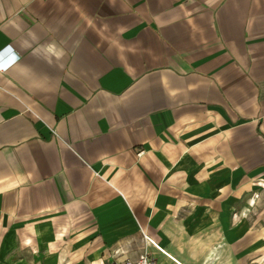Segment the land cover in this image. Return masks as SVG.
<instances>
[{
	"label": "crops",
	"instance_id": "1",
	"mask_svg": "<svg viewBox=\"0 0 264 264\" xmlns=\"http://www.w3.org/2000/svg\"><path fill=\"white\" fill-rule=\"evenodd\" d=\"M145 250L264 264V0H0V264Z\"/></svg>",
	"mask_w": 264,
	"mask_h": 264
},
{
	"label": "built area",
	"instance_id": "2",
	"mask_svg": "<svg viewBox=\"0 0 264 264\" xmlns=\"http://www.w3.org/2000/svg\"><path fill=\"white\" fill-rule=\"evenodd\" d=\"M1 66L6 67L7 65H1ZM112 264H163V263L158 259L154 258L150 252L145 250L136 259H125L122 261H116Z\"/></svg>",
	"mask_w": 264,
	"mask_h": 264
},
{
	"label": "rangeland",
	"instance_id": "3",
	"mask_svg": "<svg viewBox=\"0 0 264 264\" xmlns=\"http://www.w3.org/2000/svg\"><path fill=\"white\" fill-rule=\"evenodd\" d=\"M169 259H171V258H169ZM172 260V259H171ZM164 262H165V264H171L170 262H167L166 260H164Z\"/></svg>",
	"mask_w": 264,
	"mask_h": 264
}]
</instances>
